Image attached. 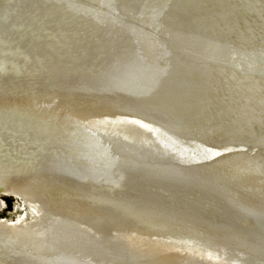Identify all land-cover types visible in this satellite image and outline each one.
Listing matches in <instances>:
<instances>
[{"label": "bare ground", "instance_id": "6f19581e", "mask_svg": "<svg viewBox=\"0 0 264 264\" xmlns=\"http://www.w3.org/2000/svg\"><path fill=\"white\" fill-rule=\"evenodd\" d=\"M47 1L0 0V191L29 204L0 225V264H264V182L241 180L264 173V0H117L92 19L98 0L71 4L88 19ZM63 128L149 146L167 174ZM60 213L91 238L54 227Z\"/></svg>", "mask_w": 264, "mask_h": 264}, {"label": "rangeland", "instance_id": "374dc122", "mask_svg": "<svg viewBox=\"0 0 264 264\" xmlns=\"http://www.w3.org/2000/svg\"><path fill=\"white\" fill-rule=\"evenodd\" d=\"M49 1L45 2V9L54 7V5L50 6L48 4ZM75 1L78 4V1L80 0H73L72 3H70V0H62L60 1V4L62 6H66L67 3H70L68 7H65L68 11L76 14L77 16H81L84 17L85 19H88L87 12L85 10H82L83 7L76 8L74 5H71L74 4ZM116 1L117 0H107V1L98 0V3L100 4V8L102 9V11L98 12L95 16L91 15V19L93 17H98L102 14H105L106 11H108L112 6H115ZM139 42L142 45H147L149 43V39L145 35H143L140 38ZM153 117L156 119L157 124H163V125L168 124L169 119L159 118L156 116ZM154 129L155 131H157L156 128ZM59 134H61L69 142H72L75 145H77L79 148H81L82 151L86 153L90 152L92 155H97L98 153L102 155L103 153H107L106 155L111 159L114 157L120 161H125L130 166H132L131 164H133L136 166L137 168L136 170L139 172V174L143 176L147 172L146 175H150L152 179L154 178L157 179L167 174L164 167H161L156 163H153L152 160L156 158L155 155L156 156L158 155L154 153L153 149L149 146L142 145L136 147L131 144L132 146L130 148L129 147L130 143L128 144V141H120V140L118 141L114 137H111L110 139L100 134L97 136L96 135L91 136L89 131L87 130L82 131L80 133H76L74 130L63 128ZM160 134L162 133L160 132ZM125 144H126V148H123V145ZM169 150L172 149L170 148ZM254 156L253 153H249L246 155L245 160H251L254 158ZM251 169L252 168H249V170ZM249 170H247V174L245 175L246 178H242L241 180H245L246 184L248 185L247 188H252V189L259 188L261 185L260 181L264 182V177H263L264 173L261 176H255V173L257 172L249 171ZM194 177L198 178L197 176ZM207 179H209V177H207ZM186 180L185 182L188 183L189 180L187 181ZM237 189L239 190V192H237ZM230 192L233 193V195L234 193L236 194V196L234 195V197H232V201H231V205L233 206L234 211H236V213L244 215L248 219L252 216H255L253 218L260 220L258 218L259 215L257 217V215L254 212L255 210H258V208L254 206V202H256L257 200L256 201L247 200L248 202H246L245 204L243 203L242 200H240L243 193V191L240 188L230 189ZM15 196L8 194L0 195V203H1L0 225L8 228L19 227L23 223V220L25 219L26 215L29 212V204H27L26 202L24 204L23 202H21L19 197L18 199ZM63 215H64L63 213H60L59 215L50 216L51 223L54 224V227L59 228L63 231H67V233L72 235V237H81L82 235H86L85 233L87 232L89 233L88 237L91 238V232L87 229L86 226L83 225L81 221H79L78 219L66 220ZM259 222H263V221H259ZM95 264H123V263L118 259V256L116 257L115 254L109 253V255L105 259L102 260L100 259L99 262H95Z\"/></svg>", "mask_w": 264, "mask_h": 264}, {"label": "water", "instance_id": "95a60500", "mask_svg": "<svg viewBox=\"0 0 264 264\" xmlns=\"http://www.w3.org/2000/svg\"><path fill=\"white\" fill-rule=\"evenodd\" d=\"M0 195H5V194L0 191Z\"/></svg>", "mask_w": 264, "mask_h": 264}]
</instances>
